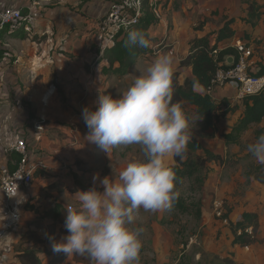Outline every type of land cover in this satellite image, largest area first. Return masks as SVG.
I'll return each instance as SVG.
<instances>
[{
  "label": "rangeland",
  "instance_id": "rangeland-1",
  "mask_svg": "<svg viewBox=\"0 0 264 264\" xmlns=\"http://www.w3.org/2000/svg\"><path fill=\"white\" fill-rule=\"evenodd\" d=\"M170 1L165 2L168 9L163 17L165 21L169 19L171 12ZM58 2L62 7L64 0ZM41 19L42 16L32 21L27 30H24L25 34L21 39L7 35L0 37V52L4 54L0 60V170L5 166L2 160L10 145L7 143L14 135L27 137L30 134L29 129L32 128L30 122L35 120L33 124L36 125V138H42L50 110L55 107L61 108L59 103L63 106L68 105L59 84L58 73L59 66L62 63L66 64L68 59L60 47L56 49L52 46L49 55L44 52L45 45L52 44L48 37L51 35L49 32L59 28L54 23L49 32L48 29L40 31L37 24ZM260 43L262 44L255 43L254 49L250 45L247 46L253 51L252 57L261 59L263 63L264 41ZM256 61L251 65L252 72L263 65ZM37 80L43 84L38 86V91L34 89ZM113 81L112 86L100 89L96 96L95 89L85 90L86 97H93L94 100L95 97L105 94L115 98L130 86L124 78ZM185 107L189 118L188 136L199 139L204 147L215 154L239 160V170L233 172L217 163H209L203 189L197 193H192L190 183L184 181L177 192L187 200L188 212H179L171 208L153 213L141 209L136 222L132 225L133 228L143 229L139 264H194L197 256L198 259L200 257L198 264H233L229 259H225L224 262L211 252L205 251L218 249L225 255H235L231 247L234 240V225L241 219L244 211H252L259 216L260 228L253 246L242 252L236 249V254L247 256L246 260L239 264H264V165L257 163L246 151L247 145L256 140V132L264 127V120L242 132L237 145H227L224 136L231 133L241 118L240 105L224 104L218 111L216 130L212 139H207L201 132L193 107L188 104ZM83 109L81 106L80 110L75 111L81 116ZM31 113H35L36 118H31ZM37 113L39 114L36 116ZM25 139L27 141V138ZM115 150L117 158L113 160L114 168L112 172L108 171L114 178L127 163L143 159L139 145L117 146ZM166 163L169 167L173 166L174 155H169ZM19 197L7 205L0 189V264H21L16 257L17 250L21 248L37 249L45 262L44 257L49 253L39 233L25 230L24 225L21 226L18 222L19 219L8 213L10 211L7 206L17 215L22 212L21 209L24 210L27 200ZM191 203L199 206L192 207ZM199 207L201 216L197 212ZM228 212L230 213L228 220H223V215ZM63 254L59 252L57 256Z\"/></svg>",
  "mask_w": 264,
  "mask_h": 264
},
{
  "label": "crops",
  "instance_id": "crops-1",
  "mask_svg": "<svg viewBox=\"0 0 264 264\" xmlns=\"http://www.w3.org/2000/svg\"><path fill=\"white\" fill-rule=\"evenodd\" d=\"M12 1L27 10L32 0ZM36 1L42 8V19L37 21L39 26L37 28L40 31L48 29L47 32H49L54 23L59 28L53 30L55 34L52 30L49 32L51 35L48 37L52 44H46L44 52L49 55L52 46H55L56 49L60 47L68 59L66 64L62 63L59 66L58 72L59 84L68 105L63 106L58 102L61 108L49 109L48 123L44 125L45 131L42 138H36V125L33 124L35 120L30 122L32 128L29 129L30 134L25 138H27L29 151L32 153L31 161L41 164V167L38 168L40 173L34 178V183L27 190L28 192L20 193V197L27 201H25L24 210L21 209L22 212L18 214V222L21 226L24 225L25 230L37 232L41 236L42 243L47 247L49 253L44 257L45 262L38 255L42 264H55L62 255L57 256L58 252L53 251V242L60 241L63 236L68 234L64 228V206L67 202L76 204L73 195L78 190L87 191L91 188L95 175L99 174L101 178L112 176L108 174V171L112 172L113 160L117 158L116 147L108 155L98 146L86 140L88 129L82 114L78 115L75 110H80L83 106V108L87 107L95 111L98 107L99 97H95L96 102L94 103L95 99L86 97L84 91L95 89L96 96L100 89L112 86L115 79L124 78L128 84H131L135 76L139 75L138 67L145 69L160 56L155 53V46L162 40L175 49L174 73L180 74L179 82L183 85L187 79H193V73L190 67H181V62L187 59L192 44L197 38L210 35L212 42L229 20H235L232 26L235 31L234 37L219 43V49L234 48L237 42H243L254 49L255 43L259 45L262 44L261 41H264V14L259 24L253 28L242 21L247 18L248 3L253 0H171L169 19L153 25L149 29L151 52L138 57L127 76L113 77L103 73L109 64L104 59V53L97 51L94 39L100 19L108 11L109 1L64 0L62 7L58 2L60 0ZM259 4L264 13V0H259ZM25 12L28 13V10ZM25 25L20 26L16 31L0 30V37L7 35L11 38L21 39V36L25 34ZM246 35L249 36L248 39H246ZM212 44L214 43L212 42ZM228 60L230 63L232 62L231 57H228ZM255 60L262 63L261 59L253 56L250 60L251 65ZM262 64L260 66H264V62ZM259 70L260 68L251 72L256 74ZM40 85L43 84L37 80L34 89L38 91ZM196 91L201 94L205 92L201 87H196ZM212 97L216 102L240 105L242 110L240 116L243 114L242 100L238 99L237 93L232 87L226 86L217 89ZM21 137L14 135L7 144ZM6 155L2 160L5 165L8 162ZM53 185H56L57 188L49 190L48 187ZM57 207H61L60 214H56ZM244 212L253 213L252 211ZM231 247H233L235 255H225L218 249H207L205 252H211L224 262L225 259H229L233 264H239L246 260L247 256L236 254V249L242 252L247 248L242 249L234 245ZM64 254L62 264H79L74 261V255ZM199 261L200 257L198 259L197 256L195 263L198 264Z\"/></svg>",
  "mask_w": 264,
  "mask_h": 264
},
{
  "label": "clouds",
  "instance_id": "clouds-1",
  "mask_svg": "<svg viewBox=\"0 0 264 264\" xmlns=\"http://www.w3.org/2000/svg\"><path fill=\"white\" fill-rule=\"evenodd\" d=\"M151 47L149 33L134 30L125 47ZM174 57L162 54L146 69L139 68L130 86L117 97L101 94L95 111L85 107L86 140L109 152L117 146L139 145L143 159L131 161L116 178L99 174L93 186L78 190L76 204L67 202V235L53 242V251L86 256L91 264H139L142 228H133L140 210L158 212L173 207L178 197L175 171L166 158H183L188 143V117L173 103ZM246 151L264 165V134Z\"/></svg>",
  "mask_w": 264,
  "mask_h": 264
},
{
  "label": "trees",
  "instance_id": "trees-1",
  "mask_svg": "<svg viewBox=\"0 0 264 264\" xmlns=\"http://www.w3.org/2000/svg\"><path fill=\"white\" fill-rule=\"evenodd\" d=\"M24 10L27 11L22 8L23 14L26 15L27 12ZM263 14L259 0H253L248 3V16L242 21L255 28L261 21ZM234 23L235 20H229L224 27L220 29L216 34L215 39L212 41L214 44H212L210 40V35L197 38L193 42L189 56L185 61L181 62V67H190L192 69L193 79H187L186 82L181 85L179 82L180 74H173V103H180L185 113L186 104L193 107L201 132L207 139L214 138L218 111L224 106V104H226V102H216L213 97L206 92L203 94L198 93L196 87H201L206 91L211 84V80L218 65L224 63L228 57H233L235 60L238 58L237 51L234 48L220 50L218 46L219 43L234 37L235 31L232 29ZM156 24H158V20L151 13L150 8L145 6L138 24L128 27L124 34L118 37L114 45L104 52V59L109 65L103 70V73L113 77L127 76L137 58L151 52L150 48L143 49L135 46L125 47V41L128 38V34L134 30H144L149 33L151 26ZM8 29L10 30V28L6 26L4 31ZM248 38L249 36L246 35V39ZM215 50L219 51L217 55H214ZM3 57L4 54L0 52V60H2ZM254 75L264 76V66H260V70ZM242 107L243 114L238 123L232 129L230 134L224 136L227 145H237L239 143V135L242 132L249 128V126L259 124L264 120V93L244 98L242 101ZM30 117L34 118V114L31 113ZM261 134H264V127L256 132V138ZM7 156V167L11 173H14L17 171L23 157L16 152L9 153ZM212 162L219 164L226 170L233 172L239 170V160L227 157L224 158L215 154L208 148L204 147L199 139L190 136L183 158L174 155L175 164L171 166L176 174V190H179V187L184 181H188L192 193L201 192L206 180L208 164ZM39 173L40 171L36 169L33 173L34 178H36ZM56 188V185L48 187L49 190H54ZM190 206L197 207L199 205L191 203ZM172 209L179 212H188L189 205L187 204L185 197L178 194L177 199L173 203ZM60 210L61 207H57L56 214H60ZM197 212L198 215L201 216L200 207ZM229 216L230 213H226L223 215V220H228ZM249 228L253 231L252 236L246 233V230ZM259 228V216L255 213L244 212L241 220L234 225L233 245L242 249L253 246L256 242L255 236L258 233ZM38 255L39 251L35 248H21L16 252V257L21 264H42ZM63 258L64 257L61 256L57 259L55 264H62ZM73 258L76 263L91 264L89 258L86 256L74 255Z\"/></svg>",
  "mask_w": 264,
  "mask_h": 264
},
{
  "label": "built area",
  "instance_id": "built-area-1",
  "mask_svg": "<svg viewBox=\"0 0 264 264\" xmlns=\"http://www.w3.org/2000/svg\"><path fill=\"white\" fill-rule=\"evenodd\" d=\"M165 2L166 0H109L108 11L101 17L97 32L94 34L97 51L104 53L114 45L118 37L123 35L128 27L138 24L145 6L150 8L158 23L164 22L163 17L168 11ZM22 8L12 0H0V30L8 26L10 31H15L23 24H26L24 30H27L32 21L38 20L42 16V8L36 0L31 1L27 7L26 15L23 14ZM234 49L237 51L238 58L235 60L231 57V63L227 58L224 63L218 65L211 84L205 92L213 96L217 89L230 86L236 91L239 100L264 93V76H255L250 71L252 49L242 42H237ZM218 52L215 50L214 55H217ZM155 53L157 55L170 53L176 57L174 47L165 40L155 46ZM12 152L21 154L23 159L14 173L9 171L7 165L0 170V189L7 205L17 200L22 191H27L32 187L33 173L41 167V164L31 161V153L24 138H18L10 143L6 153ZM7 209L13 218H18V215L13 213L9 206ZM246 233L252 235V229H247Z\"/></svg>",
  "mask_w": 264,
  "mask_h": 264
}]
</instances>
